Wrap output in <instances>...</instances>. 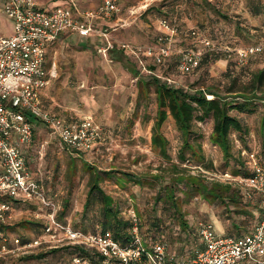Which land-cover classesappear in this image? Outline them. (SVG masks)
Returning <instances> with one entry per match:
<instances>
[{
	"label": "rangeland",
	"instance_id": "rangeland-1",
	"mask_svg": "<svg viewBox=\"0 0 264 264\" xmlns=\"http://www.w3.org/2000/svg\"><path fill=\"white\" fill-rule=\"evenodd\" d=\"M120 1L124 6L122 18L130 19L128 8H135L137 12L126 28H119L113 33L119 40L134 46H147V49L153 46L157 36L164 30L161 25L163 18L169 19L175 28L173 45L176 49H205L200 37L232 48L246 47L264 40V0ZM63 3L62 0H53L49 7ZM14 32V22L0 12V35L11 36ZM63 36L49 50V64L55 65L56 77L45 90L43 103L55 115L71 113L92 116L105 134L93 150L81 151L82 155L75 156L77 153L62 149L58 138L46 124L40 120L33 123V144L27 154L29 164L33 168L40 166L46 191L50 192H47L48 195L54 197L62 207L60 218L63 222L88 232L102 229V203L97 192L85 207L92 184L89 168L93 167L100 177V187L114 197L120 216L124 220L130 219L129 210L135 207L137 213L142 215L144 237L147 240L150 237L154 240L162 238L170 254L177 258L193 257L201 245L198 234L201 222L213 226L222 222L225 230L227 226L232 227L233 223H237L241 225V231L251 230L259 219L257 192L252 194L253 202L246 205L248 210L254 207L256 213L252 218L238 211L250 198L246 201L240 198V204L228 201L227 197L209 202L203 193L196 190L190 191L188 196L178 190V201L186 212L190 229L181 228L173 217L172 206L165 205L163 200L157 201L160 184L158 181L148 184L147 177L153 178L152 174L157 173L169 177L172 165L160 149L152 146L151 137L159 111L154 78L157 77L160 83L191 93L195 89L213 90L226 96L227 101L248 104V109L244 111L239 108L230 111L246 124L247 132L239 135L237 131H231L234 156L228 159L229 165L226 166L221 149L209 141L213 128L212 116L204 121L195 119V131L191 135V140L202 145L209 163H212L210 169L191 158L190 152L186 153L187 159L181 161L179 150L183 138L169 109L161 128L162 134L168 139L167 153L172 162H177L189 174L203 176L209 186L216 182L231 184L232 187H239L241 194H245L246 189L234 180L225 179L222 172H232L234 169L244 171L240 161H244L250 169V157L240 153L243 148L250 154L255 153L258 160L262 156L264 161V127L261 126L264 116V93L261 90L264 85H259L255 77L264 68V52L252 56L247 63H241L233 53L229 56L211 55L198 70L190 74L178 71L177 56H174L163 66H157L155 73L144 75L140 73L141 69L136 66L129 51H124L126 61L131 63V67L139 69L135 75L122 62L115 60L111 52L104 54L96 50L91 41ZM207 98H213V95L209 94ZM128 173L141 174L144 183L138 184L127 178L122 181L124 174ZM179 187L185 186L181 183ZM19 205L12 206V217L6 222L10 233L30 239L41 235L43 225L37 223L45 220L36 218L38 208L28 204ZM157 218H161L162 222ZM240 230H230L229 234L237 235ZM43 238L48 241L50 236ZM45 244L42 249L37 248L26 254L0 252V264H73L69 249L55 251ZM41 253V258L29 257Z\"/></svg>",
	"mask_w": 264,
	"mask_h": 264
},
{
	"label": "built area",
	"instance_id": "built-area-1",
	"mask_svg": "<svg viewBox=\"0 0 264 264\" xmlns=\"http://www.w3.org/2000/svg\"><path fill=\"white\" fill-rule=\"evenodd\" d=\"M62 1V5L50 8L37 0H3L1 7L2 13L14 22L15 32L11 36H0V224H6L11 217L12 202L36 203L35 216L44 219L45 224L43 233L33 239L10 236L0 228V252L26 254L50 243L45 245L78 248L72 256L73 264H239L243 261L264 264V165L255 153L246 150L242 153L250 157L253 173L247 178L230 173L222 175L246 189V199L256 192L261 195L258 222L251 232L239 237L218 233L213 224L201 222L198 232L203 247L192 258L178 259L170 254L166 242L145 241L135 208L129 210L131 239L125 245L111 230L83 232L60 219L61 205L48 195L43 182L34 177L23 151L24 146L33 142L32 118L46 124L57 136L62 149L72 154L92 150L105 134L92 116L65 118L43 109L42 91L56 75L53 66L50 70L46 67L47 50L62 35L76 32L82 36L97 35L98 51L107 54L116 47L111 34L128 26L137 12L131 8L130 19L122 18L118 0H102L93 8L82 6L78 0ZM97 19H113L114 22L98 27ZM161 25L164 30L148 49L126 42L119 44L121 50L133 56L140 73L153 74L157 66H163L174 56H177L178 71L190 74L200 68L209 53H233L241 63H247L252 56L264 51V40L232 48L202 37L199 39L205 49H176L173 45L175 28L167 18L161 20ZM43 236L50 239L44 240Z\"/></svg>",
	"mask_w": 264,
	"mask_h": 264
},
{
	"label": "trees",
	"instance_id": "trees-1",
	"mask_svg": "<svg viewBox=\"0 0 264 264\" xmlns=\"http://www.w3.org/2000/svg\"><path fill=\"white\" fill-rule=\"evenodd\" d=\"M216 54L220 56L228 55L222 52L214 53V54L211 53V54H207L204 57L203 61L205 59L207 60L208 56L216 55ZM112 57L122 62L124 59L122 53H119L117 56L112 55ZM133 70L135 71V69ZM137 73L135 71V74ZM255 77L259 85H264V68L258 71ZM154 79L158 94V100H159V111H158V119L155 123L154 131L152 134V146L155 149H160L164 158L167 159V161L171 162L172 173L169 175V177H167V175H163L159 173L152 174L151 177L153 178L147 177V183L151 184L152 181L159 182L160 195L157 197V201L163 200V203H165V205L169 204L170 206H172V208H174L173 217L175 216V220L178 221L181 228L190 229L188 220L185 217L186 212L183 210V208L181 207L178 201V196H177L178 190L181 191L183 194H185V196H188L190 191L196 190L198 193H203V196L207 200H210L209 202H214L216 199L224 200L227 197L229 199L228 201H231L236 204L237 203L240 204L239 199L241 198L244 201L246 198L244 194H241V190L239 187L236 188V187H232L231 184H223L218 182L212 183L209 186L206 178H203V176L189 174L185 172V170L181 168L177 162H172L170 156L167 153L168 139L161 132L162 124L168 115V109L175 118L177 127L179 128L182 134L183 141H182V146L179 150V157L181 161L186 160L187 159L186 153L190 152L191 158L195 159L198 162H202L207 169H210L212 168V163L211 162L209 163V160L204 153V149L202 145L191 140V135L195 131L194 120L197 119L200 121H204L210 116L213 117V128L212 131L210 132L209 140L212 144L218 146L221 149L222 154L226 159V164H225L226 166L229 165L228 159L234 156V151H233L234 142L231 137V131L232 130L237 131L239 135L245 134L247 132L246 124H244L240 118L232 115L230 111L234 108H239L240 110L244 111L248 109L247 108L248 104L234 103L232 100L227 101L226 96H222L220 92H216L213 90H210L208 92L202 89H195L194 92L191 93L189 91H184L181 88H173L166 85L165 83H160L157 77H155ZM261 91L264 93V87H262ZM209 94L213 95V98H207V95ZM244 97L246 99H253L252 97H246V96ZM261 126L262 128L264 127V116H262L261 119ZM243 150H246V148H243L241 150L240 152L241 155H245L242 153ZM260 157L261 160H259V162L262 165H264L263 157L262 156ZM244 163H245L244 161H240V165L244 166L245 169L244 171H241L239 169H234L232 170V172L224 171L222 172V174L230 173L233 176H242L247 178L253 173V170H252V166L249 169V167H247L246 164ZM89 169H91V173H92V179H91L92 184L90 185L88 191L85 207L90 204L91 198L97 192V196L102 203L101 209L103 214V220H102L101 231H105V230L113 231L116 239L122 245H125L131 239L130 231L132 227V220L131 218L128 220H124L120 216V210L119 207L115 205L114 197L106 193L100 187L99 184L100 177L97 171L94 170L93 167H90ZM126 178L130 181L134 180L138 184L144 183V177L141 174H135V173L124 174V178H122V181H124V179ZM181 183H183L185 187H179ZM258 196L259 198L256 199L257 200L256 203H258L260 209L261 195L259 194ZM252 200L253 199L250 198L247 200L248 201L247 203L242 204V207H245L246 210H243L244 208L241 207L240 210L238 211L240 213H246L248 211L246 205H249ZM137 215L139 219L141 234L144 240L148 242L157 241L154 240L153 237L148 238L149 240H147L144 237L142 231L143 228L142 215H140V212L137 213ZM157 220L162 222L161 218H157ZM120 229L125 232L120 234ZM83 232H87V231L83 230ZM229 236H238V235L229 234ZM22 238L30 239L25 237ZM202 247H203V241L201 239V245L197 248L193 256ZM58 249H69L72 254H74L76 251H79L78 248L72 246L56 247L53 250L57 251ZM29 257L41 258L43 257V255L41 253V255L38 256L31 255Z\"/></svg>",
	"mask_w": 264,
	"mask_h": 264
},
{
	"label": "crops",
	"instance_id": "crops-1",
	"mask_svg": "<svg viewBox=\"0 0 264 264\" xmlns=\"http://www.w3.org/2000/svg\"><path fill=\"white\" fill-rule=\"evenodd\" d=\"M38 2H39V4L40 5H42V6H50V4L53 2V0H37ZM79 1V3L82 5V6H84V7H88V8H93V7H95V6H97L102 0H78ZM118 2H119V4H120V6H121V8H122V12L124 11V6H122V4H121V1L120 0H118ZM3 4H4V2H3V0H1L0 1V12H2L1 11V7L3 6ZM128 11L130 10V8H128L127 9ZM126 10V11H127ZM113 22H114V20L113 19H111V20H106V19H97L96 20V24L98 25V27H100V26H104V25H107V26H110L111 24H113ZM126 28V27H125ZM115 32V31H114ZM0 36H3V35H0ZM63 36V35H62ZM61 36V37H62ZM70 36H74V37H77V38H80V39H83V40H86V41H91V43H93L94 44V46H95V48H96V50H98V47H99V40H98V36L97 35H95V34H91V35H89V36H82V35H80L79 33H76V32H69V33H67V34H64V36L63 37H70ZM111 36H112V38H113V40H114V42H115V44H116V47L115 48H113V50H111L110 52H111V56L113 55V56H117L119 53H122V55H123V62L122 61H120V62H122L124 65H125V67H127L128 68V70L129 71H131L133 74H135V71H136V73L139 71V69L138 70H136L134 67H131L132 65H131V63L127 60L126 61V57H125V52L123 51V50H121V48L119 47V43L120 42H124L123 40H119V38H116V36H115V33H112L111 34ZM119 35H117V37H118ZM60 37V38H61ZM59 38V39H60ZM58 39V40H59ZM57 40V41H58ZM53 46V44L48 48V50H47V59H46V67H47V69L48 70H50L51 69V65L49 64V50L51 49V47ZM115 60H117V59H115ZM119 61V60H118ZM136 62V61H135ZM136 66H138L137 65V62H136ZM138 68V67H137ZM133 69H135V71L133 70ZM53 70L55 71V65L53 64ZM139 73V72H138ZM137 73V74H138ZM142 74H144V75H147L146 73H142ZM136 75V74H135ZM55 77H56V75H55ZM55 77H53L52 78V80H51V82H50V84L49 85H47L44 89H43V91H42V94H41V102H42V106H43V109H45V110H47V111H49V112H51L50 111V109H48V108H46L45 107V105H44V103H43V95H44V92H45V90L47 89V88H49L50 87V85L52 84V82L54 81V78ZM52 113V112H51ZM57 116H61V117H65V118H76V117H80L79 115H73V114H71V113H69V114H56ZM32 120H33V123L34 122H37L36 120V118H32ZM55 137H57L56 135H55ZM151 141H152V137H151ZM210 141V140H209ZM32 144L33 143H31L30 145H26V146H24L23 147V151H24V153H25V155H26V157L28 156L27 154H28V152L30 151V149H31V147H32ZM99 144V142L98 143H96L95 144V146H97ZM95 146H94V148H95ZM93 150V149H92ZM80 155H82L81 154V152H79V153H77L75 156H80ZM27 159H28V157H27ZM28 164H29V160H28ZM29 167H30V169L33 171V175H34V177L35 178H37V179H40L42 182H43V185H44V187H46V183H44V177L42 176V174L43 173H41L40 172V170H41V168H40V166H39V168L37 167V168H33L30 164H29ZM46 189V188H45ZM47 192L48 193H50L49 192V190H47ZM255 200V199H254ZM253 202V200L251 201V203ZM86 203V202H85ZM19 204H22V205H26V204H28V205H34V206H36V208L38 207L37 206V204L36 203H16V202H12V206L14 205V206H20ZM255 209H257V208H255ZM12 212H13V210H12ZM60 213H62V212H60ZM255 210H254V207H253V209H251V210H248L246 213H242V214H245L246 216L245 217H248V216H251L252 218H254V216H255ZM12 215V214H11ZM12 217V216H11ZM59 217H60V214H59ZM61 219V218H60ZM62 220V219H61ZM63 221V220H62ZM43 220H40L39 221V223H37V224H42L43 226H44V224H45V221L43 222ZM65 223H67V222H65ZM222 223V222H221ZM220 222H219V224H216V226H214V227H216L215 228V230L218 232V233H222V234H227V235H229V231L230 230H240L241 229V225H239V224H235V223H233L231 226L232 227H229V226H227V228H226V230H227V232H226V230L224 229V224L222 223L221 224ZM68 224H70L73 228H75V229H77V230H81V229H78V228H76L75 226H73L71 223H68ZM7 226V223L5 224V225H3V226H1L2 228H3V230L5 231V232H7L10 236H17V235H12L11 233H10V231H9V227H6ZM254 228V227H253ZM253 228L251 229V230H246V229H244V230H240V232L237 234L238 236L237 237H239V236H243V235H245V234H247V233H249V232H251L252 230H253ZM41 229V228H40ZM102 230V229H101ZM101 230H99V231H101ZM83 231V230H82ZM122 230L120 229V233H124L125 231H122ZM88 232V231H87ZM90 232H93V231H90ZM39 236V235H38ZM38 236H35L34 238H37ZM31 239H33V238H31ZM157 241H164L163 239H160V240H157ZM72 256H73V254H72ZM239 264H248L247 262H240Z\"/></svg>",
	"mask_w": 264,
	"mask_h": 264
},
{
	"label": "water",
	"instance_id": "water-1",
	"mask_svg": "<svg viewBox=\"0 0 264 264\" xmlns=\"http://www.w3.org/2000/svg\"><path fill=\"white\" fill-rule=\"evenodd\" d=\"M153 68H154V66H152ZM16 100L15 101H17V98H15Z\"/></svg>",
	"mask_w": 264,
	"mask_h": 264
}]
</instances>
